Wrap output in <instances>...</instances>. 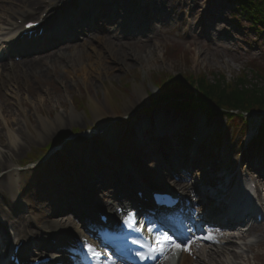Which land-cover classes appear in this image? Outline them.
<instances>
[{
  "label": "rangeland",
  "instance_id": "rangeland-1",
  "mask_svg": "<svg viewBox=\"0 0 264 264\" xmlns=\"http://www.w3.org/2000/svg\"><path fill=\"white\" fill-rule=\"evenodd\" d=\"M36 1L33 2V5ZM125 1L131 2V5L136 3L135 6L141 4L134 8L132 15L144 13L143 18L150 19L148 16H153V13L156 12L158 23L153 20L145 25L152 26L153 29L163 27L157 29L155 35L147 34L142 38L136 37L139 39L136 41L130 38L126 39L125 36V40L118 41V43L113 42L111 36L109 40L119 49L123 45H127L129 49L126 52L132 54L144 57L150 53L149 57L152 56V62L147 63L145 57L138 62H133L130 58L127 61L129 65L124 67L122 63L117 64L116 61H113L114 66H111L103 74V77H91L86 80V84L81 81L82 77L71 75L68 72L65 74L61 70L53 74H42L41 81L43 83H36L37 81L30 77L28 85L27 83L21 84V100L26 102L24 105L18 104L15 99L8 97L12 102L9 110H13V117L19 122V125L10 123L9 126H5L0 120V127L3 128H0V150L11 155L10 159L0 160V178L3 177L9 166L25 164V162L46 154L50 147L58 144L57 140L60 136L68 138L77 131L100 129L102 125L94 119L93 101L95 104H103L105 109L103 118L105 123L113 124L110 130L113 131V137L118 146L131 144L132 136L130 134L135 125L152 119L154 114H165L182 124H185V121L188 122L187 133L184 136L187 140L186 143L192 142L190 149H195V147L199 149L198 145L204 144L205 137L201 130L203 127L207 129L205 135L210 136L211 144L206 143L205 147L212 150L213 156L216 157L212 163H209V166L212 164L211 167L208 166L205 169V174L208 177L215 175L216 167L213 165L225 168L224 171H219L220 175L229 170L236 173L238 178L242 176L245 180L255 179L256 176L250 171V168L253 167V171L259 172L264 177V169L256 164V161L264 163V143L252 144L250 148L251 144L248 142L251 136H258L256 133L264 121L263 116L252 117L243 122L237 116L228 118L225 115L211 114L206 111L197 112L192 109H189L185 114L178 115L170 108V105L158 108L153 103L161 93L164 94V89L168 87V85L158 84L161 80L166 81L163 79L165 76L175 78L174 81L182 80L184 81L183 85H190L199 78L208 88L220 83L221 86L238 89L240 92H243L245 88H259L264 93V36L259 32L260 30L254 28L249 16L242 12V8L237 2L239 0ZM35 7L39 8L40 5ZM201 16L202 21L200 20ZM161 22H163L162 25ZM85 41L87 43V40ZM79 44L77 42L74 45H64L58 49H72ZM50 54L44 53L41 57L47 58ZM116 67L119 69H115ZM67 68L69 71L72 67L68 65ZM120 68H122L121 71ZM163 75L165 76L163 77ZM18 79L20 82L23 80L22 78ZM9 88L16 91L13 83L11 85L10 82H6L4 77H1L0 93H9ZM167 91L170 93L172 88L169 86ZM47 92L54 94L52 100L48 99ZM38 94L46 100L45 105L43 103L41 105L39 98H36ZM130 101L134 105L130 104L129 107L132 108L128 109L127 105ZM127 110H131L130 114L128 113L130 116H127ZM58 116L63 118L64 124L58 120ZM74 116L78 119H75ZM125 117L131 119L123 121ZM188 118L192 122L194 120V123L191 124ZM116 121L118 122L114 123ZM44 123L47 124L46 127L43 125ZM198 126L201 127V130L198 129ZM13 131L23 134L21 151L13 149L9 145L7 134ZM248 131L249 134H247ZM39 135L40 139H38ZM197 135L201 137L200 143L195 141ZM96 139L95 142L83 144L81 147L78 146L81 142L74 145L69 144L67 148L77 153L81 152L80 148L87 153L90 150L91 162H100L97 160L98 157H101V160L109 158L114 166L116 162L114 154L108 153L103 146L106 137ZM125 148L122 150L123 155L125 152L126 155L131 156L130 158L137 163L143 173L149 175L154 173L150 182L157 183L158 171H163L164 168L161 169V167L168 165L161 159L164 157L158 158V160L150 159L144 154L140 155L133 151V147ZM150 150L157 149L150 148ZM165 153L172 157L171 162H179V157L184 158L182 153L179 154L170 149ZM56 157L58 161L54 162L55 168L54 165L49 164L31 174L21 173L22 182L25 184L22 188V197L34 202V209H37L38 198H44V194L50 193L45 180L54 173L53 170L58 169L57 171L62 173L61 175L70 176L68 173H75L81 177L78 172L79 167L73 166L69 162L64 151L59 152ZM173 165L175 164L173 163ZM81 168V172L84 174V167ZM96 171L100 176L108 175L111 172L109 168H103L101 165ZM192 178L200 182L196 175ZM108 179L110 178L106 180L108 181ZM71 181L73 182L72 179ZM260 186L264 189V181L260 182ZM1 188L5 189L7 193L6 188L0 186ZM97 189H101L100 186L91 187L90 190L94 193ZM246 242L254 245L259 244L253 250L257 259H253L251 264H264V245H261L264 244V226L259 227L258 232ZM221 261L222 264H227L222 258ZM235 262L232 264H236Z\"/></svg>",
  "mask_w": 264,
  "mask_h": 264
},
{
  "label": "bare ground",
  "instance_id": "bare-ground-1",
  "mask_svg": "<svg viewBox=\"0 0 264 264\" xmlns=\"http://www.w3.org/2000/svg\"><path fill=\"white\" fill-rule=\"evenodd\" d=\"M35 1L36 0H0V56H7L5 57V59L0 58V78L4 77L7 83L10 82L11 85L13 83L16 87V91H13L9 88V93H0V120L3 125L9 126L10 123L16 126L19 125V122L13 117V110H9L12 102H10L8 97L15 99L18 104L24 105L26 102L21 100V84L24 83L25 85V83H27L28 85V80L30 79V77H33L37 81L36 83H43V81H41L42 74H53L58 70H61L65 74L68 72L71 75L82 77L81 81L83 82V84H86V80L90 79L91 77H103V74L107 72V70L111 66H114L115 63L113 61H116L117 64L122 63L124 67H127L129 65L127 61H129L130 58L132 59L131 61L138 62L145 57L147 63L150 64L152 62V56L149 57L150 53L147 54V56L143 57L141 55L126 52V50L129 49L127 45H123L120 49L113 45L109 40V36L111 33L110 28H102V33L91 38L90 43H86L85 41L80 43L78 46L76 45L72 49L56 51V53L50 54V56L47 58H41L39 60H27L25 57L18 63H15V59L12 58L11 51L15 52L17 50L16 45H12L11 42H4L2 38L10 35L12 29L18 24L19 21H22L24 19L35 21L31 19L34 15H38L39 20L40 16L48 13L49 16L47 20L44 21V23L47 24L46 21L52 18V14L55 12V10H58L59 8H62L64 6L65 8H67L68 6L75 7L77 4L76 0H37L33 5V2ZM36 5H40V7L34 8V6ZM85 5H89V0L86 1ZM119 5L123 6L122 8L125 9L127 3L121 1ZM41 12L43 13L41 14ZM74 14H77V11H75ZM121 18V15L117 17L115 23H118V25L113 27L114 29L111 33L112 36L121 32L122 28L120 29V27L123 21ZM200 20H203L202 16L200 17ZM75 24L78 25V22H75ZM123 33L125 32H122V34ZM144 33L148 35H155L156 32L155 29L151 28ZM83 34L85 37H83L82 39L86 38L89 32H84ZM131 39L133 41H136L134 35ZM10 41H12V39ZM2 43L6 47H9V44H11L9 50L1 51ZM68 65H71L72 67L71 69H69V71L67 68ZM117 68L118 67H116L115 69ZM121 69L122 68H120V71ZM18 78H22V82H20ZM39 94L36 98H39L41 105H45L46 100ZM46 95L50 100H52V97L54 96V94L51 92H47ZM92 104L94 105V119L98 122V124L102 125V127H100L98 131L104 130L108 125H110V123H105V120L103 118V115L105 114L103 104H95L94 101ZM130 104L134 105V103L130 101V103L127 105L128 109L132 108L129 107ZM130 111L131 110H127L126 113L130 114ZM154 115L152 116V119L162 122V125L160 123L153 125V121L141 122L135 125L131 131L133 140V142L131 143L132 145L137 146L141 144L146 148L154 147L159 152L160 150L162 152L168 149L173 152L182 151L185 154V160L182 167H185L186 171L184 172V175L181 176V178H183L184 180L196 175L198 178H201L202 183L205 181L207 184L212 183L216 187H218L220 183L227 184L231 182L229 179L232 175L231 171L227 170L224 175L219 176L221 174L219 171L225 170V168H221L220 165H213V167H216L214 169L216 170L215 175L218 176L214 178L207 177L208 175L205 174L204 170L209 166V163H212L213 159H216V157L213 156L214 152H212L209 148L205 149L204 145L200 146V149H202L201 151L190 149L192 142L189 141L186 143V139L183 136L182 129H178V127H182V124L178 122V120H174L170 116H165V114L157 113L155 116ZM75 117L76 116H74V118ZM75 119H78V117ZM58 120L61 121L62 124H64V120L61 116H58ZM43 125L45 127L47 126V124L45 123ZM141 129H143V131H141ZM204 131H206V128H204ZM88 134L89 135H87V137H91V134ZM163 134H166L167 137H165ZM7 137L9 145L13 149L16 148L18 149V151H21L23 143L21 137H23V134L13 131L8 133ZM110 137L111 135L110 133H108V138ZM40 138L41 136L39 135L38 139ZM208 138L209 136L205 135V139ZM143 152L146 153V149H142L141 153ZM57 155L58 153H56L55 156L51 155L49 160V163H53L52 165L54 166H56L54 162L58 161V158L56 157ZM151 157L158 158L159 155L158 153H153L151 154ZM3 158L10 159L11 155H8L7 152L0 150V160H2ZM87 158L88 160H85L83 162V164L86 165L87 168H90L91 165H95L94 167L88 169L87 174L89 178L96 179L97 181H104L106 178L104 176H94V171L95 169H98L96 165H106L107 162L102 160L101 162H97L96 164L90 162V152L87 153ZM211 165L209 167H211ZM229 165H231V163H229ZM114 173L115 172H109L108 174ZM175 175L176 177H179L176 173ZM21 176L22 174L19 172L18 167L16 165H11L6 169L5 175L0 178V186L6 188L7 191L6 193L5 189H0V235H2L3 238L6 239L5 250L12 246L17 238L18 240H21V238L26 239V231L27 229L32 227V225L28 223V220L24 218L25 213H27L28 215L31 214L29 212V210L31 209L28 204L23 202L21 199L22 188H24L25 185H23L22 183ZM45 182L46 185L49 186L50 193L48 192V194H42L44 196V198H40V200L42 201L51 202L52 200L58 199L60 198V196L67 194L68 191H73V189L76 187L74 185L75 182L73 183L71 181V178L62 177L58 172H56V175H54L53 177H49L47 180H45ZM192 185L193 184L190 182L188 184H185L184 186L193 189L194 186ZM245 191L247 192V190ZM221 194L223 193L221 192ZM66 206L67 204L65 203V208H68ZM61 213L62 212H59L55 209H40L39 214L42 219L43 226L46 225V223L53 224L54 226L51 229H47L46 225V228H42L44 230H41L38 235H44L48 233L49 235L45 236L46 239H50L52 238L51 236L55 235L62 238L63 241L66 240L67 235H63V233L69 229L67 226H70V223H65L63 219L58 218ZM217 214L221 216L219 213ZM71 228L72 232L68 233L72 236L78 235V233L80 232L79 228H77V226L75 225H73V227ZM15 232L17 237L15 236L14 238L13 235ZM193 232H196V230L191 231L190 239L196 235V233L193 234ZM255 232H257V229L255 227L249 229L248 231L219 230L217 232H213L215 234L213 235L214 238H218L221 240V242L226 243L225 247H222V244L215 242V239L214 241L200 239L201 243L199 242V240H194V243L191 244L190 252L181 251L178 264H222L221 258L224 259L227 264H232L234 261H237L242 257V254L236 250L239 246L234 243V240H245ZM218 233H222L223 236ZM5 250H3L2 252H5ZM175 256L176 255H174V257ZM167 257L168 256L162 259L159 264H169V261L166 259ZM102 264L116 263L112 261H106Z\"/></svg>",
  "mask_w": 264,
  "mask_h": 264
},
{
  "label": "trees",
  "instance_id": "trees-1",
  "mask_svg": "<svg viewBox=\"0 0 264 264\" xmlns=\"http://www.w3.org/2000/svg\"><path fill=\"white\" fill-rule=\"evenodd\" d=\"M238 2L243 12L251 19L254 28L260 30L259 32L264 36V0H239ZM170 78L165 76L163 79L166 81L161 80L158 84L170 86L176 97L181 95V97L195 99L196 95L203 106H209L214 111L229 109L240 111L264 110V93L259 88H245L243 92H240L238 89L234 90V88L221 86L220 83L208 88L199 78L190 85H183L184 81H174L175 78ZM172 96L168 92L164 93L161 100H169Z\"/></svg>",
  "mask_w": 264,
  "mask_h": 264
},
{
  "label": "snow or ice",
  "instance_id": "snow-or-ice-1",
  "mask_svg": "<svg viewBox=\"0 0 264 264\" xmlns=\"http://www.w3.org/2000/svg\"><path fill=\"white\" fill-rule=\"evenodd\" d=\"M130 219L134 220L135 216L132 214L131 216L126 215L125 219L122 221L124 226L129 230H135L137 232L141 231L140 228H135L134 224L130 223ZM151 231V230H150ZM198 239L201 240H208V241H214V237L211 233L206 234L203 237H199ZM152 244L148 247L149 255H145L141 251H137L135 255L140 260H147V259H154L155 255H164L167 251L176 250V251H188L190 252L191 244L194 243V241H188L185 244L178 243L176 239L169 236L167 233H161L157 234L154 237H152ZM83 245L84 251L87 253L89 258L95 259L100 255V252L97 250L96 245L90 243L87 239H83L81 241ZM132 244L137 245L139 248L143 249L145 245L143 243H140L138 240L133 239L131 241Z\"/></svg>",
  "mask_w": 264,
  "mask_h": 264
}]
</instances>
